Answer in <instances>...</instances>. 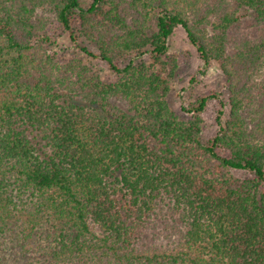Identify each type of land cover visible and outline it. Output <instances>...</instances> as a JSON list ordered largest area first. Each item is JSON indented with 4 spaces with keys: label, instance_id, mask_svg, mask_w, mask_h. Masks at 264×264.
Instances as JSON below:
<instances>
[{
    "label": "trees",
    "instance_id": "1",
    "mask_svg": "<svg viewBox=\"0 0 264 264\" xmlns=\"http://www.w3.org/2000/svg\"><path fill=\"white\" fill-rule=\"evenodd\" d=\"M177 28L212 138L217 95L169 102ZM262 72L264 0H0V264H264Z\"/></svg>",
    "mask_w": 264,
    "mask_h": 264
},
{
    "label": "rangeland",
    "instance_id": "2",
    "mask_svg": "<svg viewBox=\"0 0 264 264\" xmlns=\"http://www.w3.org/2000/svg\"><path fill=\"white\" fill-rule=\"evenodd\" d=\"M88 3V0H85ZM250 29V28H249ZM249 34L255 35L256 32L251 28L247 30ZM57 45L60 50H70L71 44L68 43L66 37L57 39ZM169 55L182 56L181 66L178 69L175 79L171 83L172 92L169 97V102L175 112H180V105H188L192 102L195 96H216V98L209 99L206 109L202 114L203 121L206 124V129L203 132L204 138H212L217 132L215 119L218 111L227 112V108L221 107L219 100L227 103V96L225 91V84L219 65L216 62H211L209 66L202 71L203 65L198 60L194 48L189 44L184 32L177 28L168 40ZM85 63H89L81 53L75 51ZM95 61H93V64ZM99 65V64H97ZM96 70L103 78L110 77L111 74L105 69H100L96 66ZM264 75V72H262ZM237 176L242 177V172H237Z\"/></svg>",
    "mask_w": 264,
    "mask_h": 264
}]
</instances>
